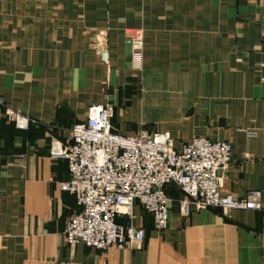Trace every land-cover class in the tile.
Wrapping results in <instances>:
<instances>
[{"label":"crops","instance_id":"crops-1","mask_svg":"<svg viewBox=\"0 0 264 264\" xmlns=\"http://www.w3.org/2000/svg\"><path fill=\"white\" fill-rule=\"evenodd\" d=\"M129 28L143 30L140 70ZM103 103L123 134L229 141L221 191L264 195V0H0V264H264V198L261 209L192 206L185 219L174 184L166 229L139 203L130 220L119 215L144 230L140 248L67 244L64 225L79 207L59 187L66 160L50 151Z\"/></svg>","mask_w":264,"mask_h":264},{"label":"built area","instance_id":"built-area-1","mask_svg":"<svg viewBox=\"0 0 264 264\" xmlns=\"http://www.w3.org/2000/svg\"><path fill=\"white\" fill-rule=\"evenodd\" d=\"M131 46V67L143 66V30L127 29ZM95 49L108 65L106 33L99 31ZM108 103L88 108L83 121L70 129L71 142L58 143L50 151L52 159H65L69 177L59 187L74 195L79 210L65 222L64 241L107 249L109 247L140 248L145 238L141 227L130 221L135 203L150 212L154 228L164 230L169 224L171 199L166 192L170 184L183 193L178 212L187 219L191 207L207 206L223 210L261 209L263 191L254 188L237 197L223 193L220 169L228 166L232 146L227 140L194 136L179 146L167 132L123 134L111 122ZM7 118L15 127L26 129L31 121L18 111L9 110ZM254 136L255 131H247ZM127 217L119 222V215Z\"/></svg>","mask_w":264,"mask_h":264}]
</instances>
